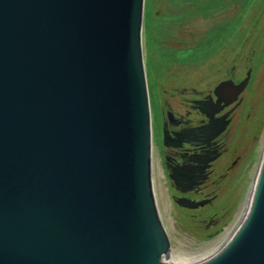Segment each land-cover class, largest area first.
Segmentation results:
<instances>
[{"label": "water", "instance_id": "water-1", "mask_svg": "<svg viewBox=\"0 0 264 264\" xmlns=\"http://www.w3.org/2000/svg\"><path fill=\"white\" fill-rule=\"evenodd\" d=\"M142 14L143 0H0V264H264V148L225 244L168 258ZM249 76L217 83L216 102H239Z\"/></svg>", "mask_w": 264, "mask_h": 264}, {"label": "rangeland", "instance_id": "rangeland-1", "mask_svg": "<svg viewBox=\"0 0 264 264\" xmlns=\"http://www.w3.org/2000/svg\"><path fill=\"white\" fill-rule=\"evenodd\" d=\"M141 51L154 129L163 100L180 110L182 87L210 89L230 69L238 83L250 69L234 102L227 151L199 193L171 188L153 147V191L168 258L200 260L242 219L264 148V0H143ZM181 197L204 203L185 206L175 201Z\"/></svg>", "mask_w": 264, "mask_h": 264}, {"label": "flooded vegetation", "instance_id": "flooded-vegetation-1", "mask_svg": "<svg viewBox=\"0 0 264 264\" xmlns=\"http://www.w3.org/2000/svg\"><path fill=\"white\" fill-rule=\"evenodd\" d=\"M231 74L232 69L226 72V78L221 81L233 80ZM214 87L202 91L184 86L179 89L178 96H171L172 99L176 96L179 99L180 110H175L168 100H163L158 109L155 129L150 119L151 159L153 147H156L169 185L182 193H199L202 185L213 175V162L228 148L234 102L227 105L216 102L212 93ZM175 201L185 206L204 203L190 201L186 197Z\"/></svg>", "mask_w": 264, "mask_h": 264}, {"label": "bare ground", "instance_id": "bare-ground-1", "mask_svg": "<svg viewBox=\"0 0 264 264\" xmlns=\"http://www.w3.org/2000/svg\"><path fill=\"white\" fill-rule=\"evenodd\" d=\"M254 184V183H253ZM253 184H252V186H251V188H250V191H249V194H248V198H247V203H246V207H245V209H244V213H243V215H245V213H246V211H247V208H248V206H249V203H250V199H251V194H252V190H253ZM238 225V224H237ZM237 225H236V227H237ZM235 227V228H236ZM234 228V229H235ZM234 231V230H233ZM232 234V233H231ZM228 239V238H227ZM227 239L225 240V242L227 241ZM225 242H223L222 243V245H224L225 244ZM222 245H220V247H218L215 251H217L219 248H221L222 247ZM214 251V252H215ZM213 252V253H214Z\"/></svg>", "mask_w": 264, "mask_h": 264}]
</instances>
